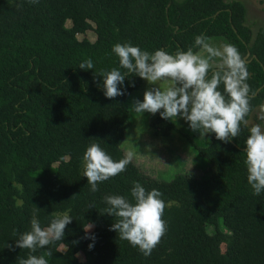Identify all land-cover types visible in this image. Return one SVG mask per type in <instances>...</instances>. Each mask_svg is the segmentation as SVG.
Here are the masks:
<instances>
[{"label":"trees","instance_id":"16d2710c","mask_svg":"<svg viewBox=\"0 0 264 264\" xmlns=\"http://www.w3.org/2000/svg\"><path fill=\"white\" fill-rule=\"evenodd\" d=\"M244 16L236 0H0V264H19L29 254H43L49 264H264V192L254 195L247 183L243 125L229 143L214 133L205 144L189 137L212 167L203 177L154 178L133 160L93 193L83 176V154L92 143L115 161L125 155L127 97L143 79L126 77V93L109 99L103 77L94 78L120 67L116 43L174 54L198 51L194 40L203 34L235 45L243 59L249 52L248 119L264 100V28L252 37ZM88 29L95 39H78ZM88 58L94 69H80ZM155 122L163 134L175 129L160 115ZM134 182L158 189L166 202L167 232L147 257L110 230L115 217L104 213L103 197L131 199ZM63 213L73 218L63 241L36 253L15 245L34 216L47 227Z\"/></svg>","mask_w":264,"mask_h":264},{"label":"clouds","instance_id":"9594fccd","mask_svg":"<svg viewBox=\"0 0 264 264\" xmlns=\"http://www.w3.org/2000/svg\"><path fill=\"white\" fill-rule=\"evenodd\" d=\"M28 3L37 4L39 0H28ZM208 40L206 35H197L194 46L198 51L189 47L174 54L162 48L149 52L130 42L116 43L112 52L119 58L120 67L94 72V78L103 77L104 96L114 99L126 93V88L122 87L126 77L139 76L149 87L144 91L143 101L135 99L130 111L140 115L159 112L161 118L173 122L183 118L191 130L200 135L214 133L216 139L224 143L237 138L243 125L249 132L244 149L247 183L258 196L264 192V127L258 123L249 126L247 119L252 110V96L246 62L235 45L225 43L215 47ZM78 67L94 69V63L88 58ZM134 155L133 151H128L115 161L99 143L88 146L82 159L83 176L87 178L90 191H99L100 183L126 171ZM130 195L131 199L120 194L105 195L104 213L115 217L110 230L116 231L121 240L138 247L147 257L167 232V222L163 219L166 202L158 189L146 190L139 182H134ZM72 219L67 213L59 214L47 227H42L34 216L31 230L19 234L15 245L36 253L38 249L63 241L66 226ZM91 227L90 224L87 229ZM7 246L12 248V245ZM92 247L89 244V248ZM47 255L51 256V251ZM19 264H49V261L43 254H29L27 259H20Z\"/></svg>","mask_w":264,"mask_h":264},{"label":"rangeland","instance_id":"374dc122","mask_svg":"<svg viewBox=\"0 0 264 264\" xmlns=\"http://www.w3.org/2000/svg\"><path fill=\"white\" fill-rule=\"evenodd\" d=\"M236 1L244 5V24L250 28L252 37H254L259 28H264V0ZM66 25H71V22L67 20ZM85 35L92 41L96 37L93 29H88L84 34L78 33L77 37L81 39ZM208 42L215 47L227 43L224 39L215 36L209 37ZM148 87V82L143 79L142 83L127 97L130 124L121 144L125 154L133 151L135 163L154 178L170 179L181 172H189L197 177L208 175L212 167L205 161V158L198 155L189 139L192 138L191 141L197 144H205L210 138V133L200 135L199 132L191 130L188 122L183 118H178L174 122L167 120L174 123L175 129L170 130L168 134H163L162 123L155 122L159 112L155 115L148 112L140 115L130 111L135 99L143 101L144 91ZM263 118L264 100L249 116V126L258 123L264 127ZM218 222L222 229H226L221 218ZM88 227L89 225L86 230L90 231L92 227L87 229ZM79 257L82 256L79 255Z\"/></svg>","mask_w":264,"mask_h":264},{"label":"water","instance_id":"95a60500","mask_svg":"<svg viewBox=\"0 0 264 264\" xmlns=\"http://www.w3.org/2000/svg\"><path fill=\"white\" fill-rule=\"evenodd\" d=\"M248 55H249V52H247V54H246V56L244 57V59H246V58L248 57Z\"/></svg>","mask_w":264,"mask_h":264}]
</instances>
